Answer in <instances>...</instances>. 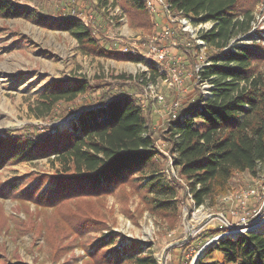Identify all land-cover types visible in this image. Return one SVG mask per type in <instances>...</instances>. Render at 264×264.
<instances>
[{
  "label": "rangeland",
  "instance_id": "rangeland-1",
  "mask_svg": "<svg viewBox=\"0 0 264 264\" xmlns=\"http://www.w3.org/2000/svg\"><path fill=\"white\" fill-rule=\"evenodd\" d=\"M7 1L13 14L7 18L0 15V155L23 141H31L33 150L29 161H12L7 154L0 157V163L5 162L0 167V264H105L104 259H125L136 250L158 264H191L204 248L196 264L203 258L225 264L221 253L209 254L211 249L222 239L244 237L246 233H225L242 228L241 223L254 224L264 216V163L255 174L234 173L224 195L209 198L198 208L193 206L185 181L172 168L165 142L169 137L165 133L172 126L168 109L175 101H180L183 111L192 108L190 103L198 95L207 96L209 90V85L194 80L193 68L195 61L198 68L210 63L188 46L192 44L190 33L181 26L184 18L189 20L186 26L194 33L198 26L195 20L167 13L153 0H140L146 9L143 13L129 8L125 0ZM147 1L156 7V13L150 12ZM239 6L251 10L254 21L252 33L242 36L238 45H256L264 51V0H243ZM70 20H79L92 31L100 48L120 56L83 54L76 40L58 27ZM201 25L198 36L210 23ZM167 26L171 28L169 38L156 41ZM126 43L138 47L130 55L135 61L118 50ZM152 43L166 49L168 63L180 59L182 88L171 82L166 63L161 65V77L150 83L153 94L138 80L118 79L120 75L148 73L149 66H153L148 48ZM258 70L264 74V58ZM78 83H87L88 89L74 102L58 103L44 119H37L31 112L33 103L50 86ZM103 94L106 101L128 95L139 106L140 100L151 102L154 150L160 154L155 162L159 166L156 175L171 190L172 202L178 208L174 217L150 211L140 176L106 195L100 203L76 200L60 206V210L54 208L63 199L56 192L54 180L60 175L59 164L54 154L47 152L51 138L72 133L77 114L96 109ZM251 192L254 195L243 198ZM70 208L97 213L92 229L73 239L55 216L56 210ZM87 217L92 216L83 215V219ZM225 222L230 229L219 230ZM71 224L74 228L81 225L80 220ZM253 232L264 234V228Z\"/></svg>",
  "mask_w": 264,
  "mask_h": 264
},
{
  "label": "trees",
  "instance_id": "trees-1",
  "mask_svg": "<svg viewBox=\"0 0 264 264\" xmlns=\"http://www.w3.org/2000/svg\"><path fill=\"white\" fill-rule=\"evenodd\" d=\"M125 1L137 12L146 11L140 0ZM242 1L164 0L167 12L191 17L196 24L211 25L199 33L206 44L204 60L210 64L201 68L198 79L195 72L198 61L193 68L194 80L209 85L208 95H198L190 103L192 108L184 111L180 105L177 118L169 117L172 126L165 133L169 136L165 142L172 157V168L185 181L195 208L209 198L224 195L234 173L255 174L257 167L264 163V74L258 70L264 51L256 45H238L242 36L252 33L254 21L251 10L240 8ZM12 14L11 3L0 0V15L7 18ZM58 27L76 40L85 55L120 56L100 48L92 31L79 20L64 21ZM233 41L234 46L231 45ZM160 77L154 67H149L148 73L136 77L120 75L118 79L134 83L138 80L146 86ZM87 89V83L50 86L30 110L37 119H44L58 103L74 102ZM101 99L96 109L77 114L72 133H59L51 138L47 152L54 154V161L59 164L60 175L54 180L56 192L63 199L61 205L54 208L76 200L100 203L106 195L140 176L144 181L141 188L149 196L150 211L174 217L178 208L172 202L171 190L165 188L164 180L156 175L159 166L155 162L160 154L154 150L151 102L140 100L139 106L128 95L106 101L103 94ZM32 150L31 141L18 142L5 152L1 151L0 157L7 154L12 161H29ZM4 163H0L1 168ZM58 210L56 219H60L72 239L90 231L96 222L97 213H86L85 209ZM88 214L92 217L83 219V215ZM73 220H80L81 225L74 228ZM214 251L223 255L225 264H264V234L252 232L236 240L222 239L209 254ZM130 254L125 259H104V263L158 264L137 250ZM197 264L218 263L206 262L203 258Z\"/></svg>",
  "mask_w": 264,
  "mask_h": 264
},
{
  "label": "built area",
  "instance_id": "built-area-1",
  "mask_svg": "<svg viewBox=\"0 0 264 264\" xmlns=\"http://www.w3.org/2000/svg\"><path fill=\"white\" fill-rule=\"evenodd\" d=\"M153 1L159 2L160 3L159 4L160 8L164 9L167 12V5L165 3H163V0H153ZM147 8L150 10V12L156 13L157 9H156V7H154V5L150 1H147ZM179 15H182V14H179ZM182 17H184V16L182 15ZM184 19H183V21L181 23L182 30L185 31L188 34L190 33V39H191V42H192V44H190L188 46H194L196 48V51L200 55H204L206 44L198 36V31H199L198 29L201 28V26H202L201 23L198 24L196 32L193 33V30L192 31L189 30V26H186V25H189V23H190L189 20H187V19L184 20ZM210 27H211V25L208 26V29ZM170 33H171L170 26L165 27L164 31L156 38V41H162L163 42V40H166V39L169 38ZM148 48H149V54L151 55V58H152V63H153L152 67H154L157 70L158 75L160 73V70L163 69L162 66H161L162 63H166V69L170 73L171 82H173L179 89L182 88L183 81H182V79L180 77V69H179L180 59L178 58V59H175L174 62L172 61L171 63H168L167 51H166L165 48H159V46H157L154 43H152ZM118 50H119V52L122 55H129L130 56V55L136 53V51L138 50V47H136L134 43L133 44H127L126 43L125 45L122 46V48H120ZM198 66H200V65H196V67H195V72L197 74V79L199 78V76H198L199 71L205 65L202 63L201 64V68H198ZM147 88L150 90L152 88V85L148 84ZM150 94H153V92L151 90H150ZM157 98L161 99V97H157ZM180 105H181L180 101H175V102L172 103V105L168 109L167 115L171 119L175 120L177 118L178 109H179ZM179 120H181V117L179 118ZM252 195H254L253 192L246 193L243 196V198L246 199V198H248V197H250ZM241 224H242V228L237 227L235 229L243 231L242 232L243 234H245V233L248 234V233L253 232V230H246V228L248 227L249 224H247V225H245V223H241ZM224 229H230V228H228L226 222H225V226H220L219 227V230H224Z\"/></svg>",
  "mask_w": 264,
  "mask_h": 264
},
{
  "label": "bare ground",
  "instance_id": "bare-ground-1",
  "mask_svg": "<svg viewBox=\"0 0 264 264\" xmlns=\"http://www.w3.org/2000/svg\"><path fill=\"white\" fill-rule=\"evenodd\" d=\"M262 228H264V216L262 218H260L259 220H257L254 224H250L246 230H261ZM243 231L241 230H237L234 232H227L225 233V235H237L242 233ZM210 244V243H209ZM208 245V244H207ZM206 246V245H205ZM205 249V248H204ZM204 249H202L200 252H198L196 258L194 260H192V262H190L191 264H196L197 260L202 256Z\"/></svg>",
  "mask_w": 264,
  "mask_h": 264
},
{
  "label": "crops",
  "instance_id": "crops-1",
  "mask_svg": "<svg viewBox=\"0 0 264 264\" xmlns=\"http://www.w3.org/2000/svg\"><path fill=\"white\" fill-rule=\"evenodd\" d=\"M221 256H223L222 254H220Z\"/></svg>",
  "mask_w": 264,
  "mask_h": 264
}]
</instances>
